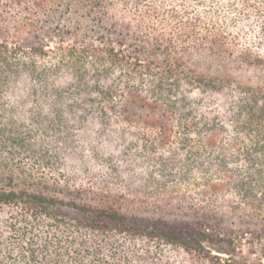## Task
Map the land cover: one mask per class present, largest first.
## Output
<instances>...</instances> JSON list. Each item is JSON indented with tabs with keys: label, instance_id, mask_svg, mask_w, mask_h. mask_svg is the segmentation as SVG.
<instances>
[{
	"label": "trees",
	"instance_id": "1",
	"mask_svg": "<svg viewBox=\"0 0 264 264\" xmlns=\"http://www.w3.org/2000/svg\"><path fill=\"white\" fill-rule=\"evenodd\" d=\"M0 264H264V0H0Z\"/></svg>",
	"mask_w": 264,
	"mask_h": 264
},
{
	"label": "rangeland",
	"instance_id": "2",
	"mask_svg": "<svg viewBox=\"0 0 264 264\" xmlns=\"http://www.w3.org/2000/svg\"><path fill=\"white\" fill-rule=\"evenodd\" d=\"M245 253H247L248 254V248H246V250H245ZM258 256L257 255H253V256H251V258H257Z\"/></svg>",
	"mask_w": 264,
	"mask_h": 264
}]
</instances>
